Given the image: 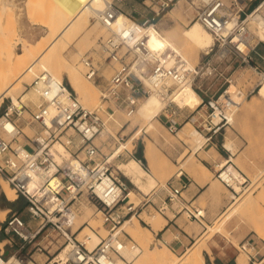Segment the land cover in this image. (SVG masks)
<instances>
[{
  "label": "built area",
  "instance_id": "2783aa9c",
  "mask_svg": "<svg viewBox=\"0 0 264 264\" xmlns=\"http://www.w3.org/2000/svg\"><path fill=\"white\" fill-rule=\"evenodd\" d=\"M122 1L106 2L98 17L92 18L107 31V36L93 51L97 60L86 55L81 59L83 76L93 84L102 78L100 68L112 71L100 89V108H84L68 84L43 71L34 75L25 88L37 101L18 98L0 115V180L24 201L28 215V220L16 213L5 219V234L16 237L20 244L11 255L0 250V264H117V260L128 264L123 252L128 249L138 255L141 251L132 241H125L126 235L121 238L117 230L126 220L139 218L138 210L143 207H153L160 215L169 208L198 223L204 219L201 211L182 198L186 184L181 183L178 189L173 185L182 174L166 184L162 190L166 198L153 193L137 206L127 202V188L110 171L95 144L105 129L100 113L102 106L107 105L104 111H118L131 118L145 98L155 95L164 103L159 116L168 134L176 136L182 124L189 122L204 138L203 147L213 146V140L231 127V120L254 90H230L231 83L227 81L226 89L209 96L208 90H203V82L222 77L220 63L232 62L237 68L259 70L252 65L259 43L249 44L248 19L264 26V1L245 14L236 0L229 5L224 0H187L195 9V21L213 38V46L205 54L211 59L194 67L173 51L148 48L147 28H157L156 19L176 0H143L149 3L152 17L141 16V23L128 17L130 23L115 29L117 16L122 13L118 4ZM258 58L264 62V57ZM187 84L200 98L194 110L174 102L178 89ZM25 129L33 134L26 135ZM229 161L230 158L219 164L215 178L228 191L234 184L244 190L246 178L238 181L234 175L236 167ZM82 197L97 204L108 232L93 250L75 237L79 228L73 206ZM176 204L179 208H174ZM8 246L13 247L11 242ZM240 249L252 264H264V254H259L254 245L246 243ZM36 255L45 260L38 262Z\"/></svg>",
  "mask_w": 264,
  "mask_h": 264
},
{
  "label": "rangeland",
  "instance_id": "374dc122",
  "mask_svg": "<svg viewBox=\"0 0 264 264\" xmlns=\"http://www.w3.org/2000/svg\"><path fill=\"white\" fill-rule=\"evenodd\" d=\"M185 1L186 4L182 16L180 18H173L172 21L166 19L167 12L174 8L177 3L176 0L167 11L160 14V16L156 19L157 29L172 28L178 33L186 29L188 24L195 20V10H191L188 1ZM256 1L258 3H261L264 0ZM31 2L34 3V5L30 3V0H0V76L5 70L1 63V54L5 50L14 48L18 53H20L22 50V43L24 41H29L32 44H35L34 49H38V47L43 42L51 37L52 30L56 32V25L58 28L66 20V16L63 14L66 12L64 6L69 2V0H31ZM123 2H125V0H123L122 3L118 5H122ZM132 3L141 10H146L150 13L149 3H144L143 0H134V2ZM3 4H6L5 8H3ZM30 5L32 6L33 10L32 14L29 11ZM123 6L124 5H122V7ZM61 14L62 18L59 19L61 17ZM58 21L60 22L57 24ZM43 22L51 24L53 23V29L48 25L41 26L43 25ZM89 29H92L93 36H91L92 38H90L88 42L83 41L85 35L84 33L81 35L78 34L79 36L76 34L74 35V37L71 36L70 39L68 38L66 45L61 41L57 42V44H55V46L52 47V49H50L48 53L50 54L51 50L53 52H56L57 49V52L61 53L59 54V57H61L62 59L65 58L66 60H71L74 57L73 55L75 52H80L82 56L86 55L94 57L97 60L98 58L93 53V51H96L98 49V43L102 38H105L107 36V31L100 27L94 20H92V18L89 19V27L87 30ZM258 43L259 45L256 51L259 54L264 55V42ZM57 45H59L61 48L62 46H64V48L61 49ZM53 52L51 53L53 54ZM54 55L56 57V53ZM207 59H211V56L206 57L205 53L201 52L200 58L196 62L197 64L194 63V65L196 64L195 66H197ZM254 59L256 60L257 64L261 65V68L257 72H255L250 67L237 68L236 66H234V64H232V62L222 64L220 63L219 66L223 74L222 77H216L203 82V90H208L209 96L220 94L222 90L226 89L229 86L228 82H232L230 86L233 84V87L240 88L245 93L254 90V93L248 98L247 101L242 104L238 112L235 114L234 118L232 119L233 124L231 125V127L226 130H222L220 136H217L213 140L219 152L224 154V158H215L217 165L222 160H228V158H230V160H232V164L247 178L245 189H248V187L251 186L250 188L252 191V196H254H251L250 198L254 205L252 204L249 210L243 211L239 208H237L238 210L235 208L236 211L231 210L228 213V216H225V218L220 220L221 224L219 223L218 219L227 208L228 203L232 201H230L229 199V191L222 184L217 182L215 178V171L218 170L217 168H215V166L214 169L209 170L208 173L204 175L196 169L197 165L195 164L196 168H194V165L193 168L197 171L194 173L193 169L189 167V164L188 162H186V160L191 154H194L195 157L196 152H194L187 143L181 141L178 134H176V136L168 134L166 128L163 126L160 120V116L151 121V124L154 126V130L146 131L148 123L140 118L137 113L133 117L127 118L123 113L118 111H111L109 109L107 111H104L107 108V105L102 106L103 112H101L102 114L100 113V117L103 123L105 122L104 125L106 130L104 129L102 135H100L95 140V144L100 148L105 160L108 161V159L114 154L115 149L120 144L125 143L135 133H139L137 140L133 142V148L131 152H127L126 150H124L119 154V156L113 159L110 164L108 163V166L112 173L114 172V169L117 165L125 164L130 159H134L140 163V166L148 174H150L148 165L143 157L144 145L147 142H150L155 147L158 153V163L159 165H162V169L156 174H153L156 180L157 187L149 195V197L153 193L158 194L160 197L163 194L166 195V193L162 190L165 189V186L168 182L174 181L176 174L179 171L183 172V176H181L180 178L181 180L184 179V176H187L192 180L191 183H193V185L190 187V193H183L182 198L186 202H192L193 208L204 212L205 217L202 220V225H199L197 223L190 225V223H192L193 221L187 219L185 215H183L182 219L185 220L188 225H190V227L192 228L191 230H193L196 235L200 234L203 231L202 229H204L206 225H211L213 222H215V229L218 228V233L217 230L214 229V227L212 228L213 234H211L212 231L210 233L213 236H211L209 240L211 256L204 255L206 264H235V259L239 254L245 257L246 260V256H244L242 252L238 251V249L246 243L254 245L256 247L255 250L258 251L259 254H264V241H262L259 235L256 233V231L259 230L260 233L264 234V221H262L264 220V201H261L259 199L260 195L264 194V101H255L254 99H252V97H254L257 93L262 78H264V63H261L257 56H255ZM82 73L81 75H83ZM100 75L102 78H100L96 82V84L89 82L91 86L98 90V100L100 104L95 107V109L100 108V106L102 105L100 101V89L105 85L106 81L110 79L112 71L111 69L104 67L101 68ZM63 81L67 84V80L65 77ZM26 85L28 84L23 82L20 85V89L16 91L17 100L25 93H28V90L25 91ZM233 87H231V90L233 89ZM10 100L12 99L7 97L2 98L0 102V115L10 104ZM251 100V104L253 103V100L255 102L252 104V109L248 111L247 105L251 106L249 104L250 102L248 101ZM82 106L88 110H95L93 108L89 109L84 105ZM108 117H111V119ZM107 119H110L108 123H106ZM185 124H189L190 128L196 131L189 122H185L184 124H182V126ZM106 126L108 128H106ZM107 129H109L110 133L114 134V137H112L111 134L107 132ZM24 132L28 136H31L33 134V131L30 129H25ZM196 132L198 133V131ZM227 141H231L233 143L234 151L233 153L227 152V155H225V153H223L225 152L223 149V145ZM212 150H214V148L211 145L206 148L202 146L200 151H197L199 153L198 157L196 156L195 159L205 165L201 161V158H204V152L207 151H209L211 155ZM113 175L121 180L127 188L125 197L127 196L129 190H134L127 179L121 177L118 174L113 173ZM206 180H209V183H215L216 191H218V193L220 192L218 195V199L212 200L208 197L206 193V186L201 188L203 182H205ZM196 184H198V186ZM137 197V199L134 198L133 200L132 204L134 206H137L142 200L147 199L146 197H143V195H138ZM258 202H260L261 204ZM257 203L259 204V206ZM84 206L92 209L95 214L100 211L99 207L93 200H86L85 197H82L73 206V209L76 210L77 214L76 223L82 221L84 222L85 220L82 217V209ZM177 207L179 208L178 204L174 206V208ZM0 208L9 210V212L5 216V219L8 218L11 214L16 213L23 219L28 220L24 201L21 198H17L14 202H8L4 194L1 192V187ZM146 208L147 206L143 207L141 210H138L139 218H137L136 216V219L139 221V224L141 226L149 229V226H147L143 222L144 219H152L153 217L162 218V216L155 212L153 208L149 207L148 210H146ZM166 215L169 218L172 217V215L168 212L166 213ZM99 217V226H102L105 229V227L103 226L102 215L100 214ZM91 219L92 220L87 221L83 225L88 226L89 222H93L95 225L97 218L93 216ZM4 221L0 222V243L5 242L2 249L4 250L5 254L11 255L18 248L20 243L16 237L5 234ZM219 228L223 231L219 230ZM94 232L98 233V230L94 228ZM77 233L75 234V237L78 241L82 242V240H79L80 238L78 237ZM123 234L127 236V240L125 241H132L141 250V254H143V247L145 246H148L147 249L149 251H153L161 247L158 246L154 236L151 237L141 234L139 238L140 242L137 243L136 241L132 240L130 236L124 231H121L120 233L121 238L125 239V236ZM51 235L52 237H55V234ZM106 236L104 238H106ZM8 242H11L13 246L12 248L8 246ZM162 247L166 246L163 245ZM251 254H254V252H251ZM181 255H175V257L179 259ZM210 258L212 259L210 260ZM34 259L38 262H43L45 260L43 256L38 255L34 256ZM255 263H257V261ZM250 264L252 263L250 262Z\"/></svg>",
  "mask_w": 264,
  "mask_h": 264
},
{
  "label": "bare ground",
  "instance_id": "6f19581e",
  "mask_svg": "<svg viewBox=\"0 0 264 264\" xmlns=\"http://www.w3.org/2000/svg\"><path fill=\"white\" fill-rule=\"evenodd\" d=\"M109 1L111 0H69V2L64 6L66 12L63 14L66 16V20L58 28L56 25V32L52 30L51 37L45 42H43L38 47V49H34L35 44H32L29 41H24L22 43V50L20 53H18L14 48L5 50L1 54V58H2L1 63L3 65V68H5V70L0 76V102L2 98L7 97L12 99L10 100L11 103L16 104L17 102L16 91L20 89V85L23 82L29 85L31 82L30 80L34 77V75H38V73L40 74L41 72L44 71L51 74V76L58 79L59 81H62L65 77L68 86L76 94L80 104L84 105L85 107H88L89 109L92 108L95 109V107H97L100 104L98 100V90L93 86H91L89 81H86L84 76L81 75V73L83 72L81 59L84 56H82L80 52H75L73 55L74 57L71 60H66L65 58L62 59L61 57H59L60 56L59 54L61 53L57 52V49L56 52H53L51 50L53 54L51 52L49 54L48 51L52 49V47H54L55 44H57V42L59 41L63 42L66 45L68 38L70 39L71 36L74 37V35L76 34L81 35L84 33L85 35L83 41L88 42L90 38H92L91 36H93L92 29L87 30L89 27V19L97 18L99 13H101L106 7V2ZM30 3L34 5V3L31 2V0ZM185 4H186L185 0H177V3L174 6V8L167 12L166 19L172 21L173 18H180L184 12ZM5 7L6 4H3V8ZM190 9L192 10L194 8H190ZM29 11L31 14L33 13L31 5ZM61 18H62V14L59 19ZM59 22L60 21H58L57 24ZM127 23H130V19L124 14L120 13L117 16L114 28L116 29ZM52 24L43 22V25L41 26L48 25L53 29ZM248 27H249L248 41L250 45L253 46L256 45L258 42H264V26L254 21L253 18H249ZM147 30H148L149 50L162 51V52L166 50L173 51L174 53L182 57L191 67H194L197 64L196 62L199 60L201 52L207 54L208 50L213 46L212 36L200 25L199 22L195 20L190 22L186 27V29L184 30L181 29L182 31L180 33L176 32L172 28L157 29V28L149 27L147 28ZM62 48H64V46H62ZM55 53H56V57L54 55ZM194 63L196 64L194 65ZM233 86H234L233 84L230 86V90L231 87ZM20 98L22 101L25 100H30L31 102L37 101V97L30 92L25 93ZM252 99H254L255 101L257 100L264 101V78H262L257 93L254 97H252ZM254 100L253 103L255 102ZM174 102L180 107H188L194 110L199 105L200 98L190 87V85L187 84L178 89L177 96ZM248 102H250L249 104L251 106L247 105L249 108V109L247 108V110L250 111V109H252L253 103L251 104L252 100ZM163 105H164L163 101H161L160 98H158L155 95H151L145 98L141 102L137 114L146 123H148L147 124L148 127L146 131L154 130V126L151 124L152 123L151 121L159 116L163 108ZM108 118L111 119V117ZM110 119H107L106 123H108ZM232 124H233V120H231V125ZM106 128L108 127L106 126ZM107 132L110 133L109 129H107ZM198 133L192 130L189 124L183 125L177 132V134L179 135V139L187 143L193 149L194 152L200 150L204 144V138ZM110 134L112 137H114L113 133ZM138 136L139 133L137 132L133 136H131L125 143L120 144L115 149L114 154L108 159L107 162L110 164V162L113 159H115L117 156H119V154L124 150H126L127 152H131L133 148V142L137 140ZM55 148L59 153H62V148L60 146L56 145ZM223 149L228 153H233L234 145L231 141H227L226 143H224ZM208 155H210V153H208ZM211 156L212 158L218 156L215 150L211 151L210 157ZM143 157L148 165L150 174H148L140 166V163L134 159H130L125 164L117 165L113 172L114 174H118L121 177L127 179L130 185L133 187L134 190H129L127 194V202L129 204H132L134 198L137 199L138 195L141 196L143 195V197L149 196L157 187L156 180L153 174L159 172L162 169V165H159L158 153L155 147L150 142H147L144 145ZM186 162H188L189 167L193 169L194 173L197 170L204 175L208 173L207 168L202 163L198 162L195 159L194 154H191L187 158ZM224 162L225 160H222L221 162H219V164H224ZM229 162L232 163V160H230ZM195 164L197 165L196 166L197 168L195 167ZM219 164L216 165L217 169L219 168ZM193 165L194 168H196L197 170L193 168ZM181 174H183V172L179 171L177 172L176 175L180 176ZM241 174L242 173L236 168V172H234V175L240 182L244 178H246L243 174H242L243 176ZM209 182H210L209 180L203 182L201 188L206 186L207 187L206 193L208 197L212 200L218 199L219 198L218 195L220 192L218 193V191H216V185L214 182L212 183ZM217 182L219 181L217 180ZM196 185L198 186V184ZM0 187H1V192L4 194L8 202H14L18 198L17 195L14 193L13 189L9 187V185L6 182L4 181L2 182V180H0ZM250 187L251 186H249L248 189L242 190L238 184L232 185V190L229 191V196H230L229 199L232 202L228 203L227 208L218 219L220 224H221L220 220L225 218V216H228V213L231 210L234 211L235 208L236 209L239 208L245 211L251 208L253 203L252 200H250L252 196V191ZM259 199L261 201H264V194H261ZM8 212L9 210L0 208V222L4 221L5 216L7 215ZM82 213H83L82 217L85 220L84 222L82 221L76 223V227L80 228L77 234L78 237L80 238L79 240H82V243L86 246V248L88 250H93L102 240V238H104L108 234V232L102 226H99L100 212L95 214L92 209L84 206L82 209ZM201 214L204 216V212L201 211ZM93 216L97 218L95 225L93 222H92L93 224L89 222L88 226L83 225L87 221L92 220L91 218ZM143 222L147 226H149L150 229L141 226L139 224V221L135 217H132L131 219L126 220L124 224L121 225V227L117 230V233L124 231L126 234L130 236L132 240L139 243L140 242L139 238L141 234L152 237L153 234L150 230L152 229L153 231H156L158 228H161V226H163L164 224V220L161 217L160 218L153 217L152 219L146 218L144 219ZM199 224H202V221ZM214 224L215 222H213L211 225H206L204 232L203 233L201 232L202 234L196 239L194 244L188 247L179 259H177L175 255L166 247H162L163 246L162 243L157 241L156 242L158 246H161L159 247V249L149 251L147 249L148 246H145L143 247V254H141L140 252V255L139 254L137 255L136 253H131L127 249L123 252L122 255L129 261L128 264H206L204 255L205 254L210 255V251L207 247V242L210 240L212 236L211 234H213L212 228L214 227ZM94 228L98 230V233L94 232ZM220 228L219 230H222ZM215 230H217L218 233V228ZM256 233L259 235L261 240L264 241V234L260 233L259 230L256 231ZM4 243L5 242L0 243V250H2L3 252L4 250L2 248ZM239 251L242 252L244 256H246V260L245 257L239 254L235 260V264H250L248 255L244 253L241 249ZM62 256L63 253H61V257ZM211 259L212 258H210V260ZM28 264H34V263L30 262ZM117 264H123V263L121 262V260H117ZM254 264H260V263L257 262Z\"/></svg>",
  "mask_w": 264,
  "mask_h": 264
},
{
  "label": "crops",
  "instance_id": "0c3cea01",
  "mask_svg": "<svg viewBox=\"0 0 264 264\" xmlns=\"http://www.w3.org/2000/svg\"><path fill=\"white\" fill-rule=\"evenodd\" d=\"M231 1L232 0H224V2L227 5H229L231 3ZM236 1L244 9L245 14H249L251 11H253L260 4V2L258 3L256 0H236ZM132 2H134V0H125V2H123V4H122V5H124L123 7H122V5H118V7L120 8V10L122 11V13L125 16H127V17H129V18H131V19H133L139 23H141L143 21L141 16H144V17L149 18V19L152 17L151 12L149 13L146 10H141L136 5H134ZM252 56H253L252 65L257 66L260 69L261 65L256 63V60L254 59V57L255 56L264 57V55H261L256 51L255 54H253ZM261 63H264V62L261 61ZM213 148L218 155L217 157H213V158H212V156L210 157V155H208V153L210 151L209 150V151H207V153L204 152L205 156H204V158H201V161L207 166L206 167L204 165L208 169V171L214 169V166L217 165L215 158H224V156H223L224 154L219 152V150L217 149L215 144L213 145ZM198 153L199 152L195 153V155L197 157H198ZM223 153H225V155H227L226 151ZM196 156H195V158H196ZM182 176H183V174H182ZM186 177L184 176V179H182V180L180 179L179 181H175L173 184L174 187L177 189L180 187L181 183L186 184V189L182 190V194L183 193H187V194L190 193V189H191L190 187L193 185V183H191L192 180L190 178H188V177L186 178ZM164 198H166V195H164V194L161 195L160 199H164ZM159 204H160V201L157 200L156 206H158ZM189 204H191V206H192L193 203L190 202ZM148 208L149 207H147L146 210H148ZM167 212L172 215L171 218H169L166 215ZM161 216L164 220L163 226H161V228H158L156 231H153L152 229L150 231L152 232L156 241L160 242L164 246H166V248L168 250H170L174 255H181L188 247H190L194 244L196 239L205 230V227H204V229H202L203 230L202 233L198 234V236H197L196 233L193 230H191L192 228L190 227V225H193L195 222L193 221L192 223H190V225H188V223L182 219V217H183L182 214L173 212L169 208ZM197 224H199V223H197ZM199 225H202V224H199ZM190 232H191V234H190ZM209 244H210V241L207 242V247H208L210 254H211V248L209 247ZM239 250H240V248L238 249V251ZM205 255H207V254H205Z\"/></svg>",
  "mask_w": 264,
  "mask_h": 264
}]
</instances>
